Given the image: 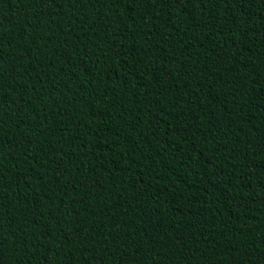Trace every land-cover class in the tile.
Returning a JSON list of instances; mask_svg holds the SVG:
<instances>
[{
    "label": "trees",
    "instance_id": "16d2710c",
    "mask_svg": "<svg viewBox=\"0 0 264 264\" xmlns=\"http://www.w3.org/2000/svg\"><path fill=\"white\" fill-rule=\"evenodd\" d=\"M0 264H264V0H0Z\"/></svg>",
    "mask_w": 264,
    "mask_h": 264
}]
</instances>
